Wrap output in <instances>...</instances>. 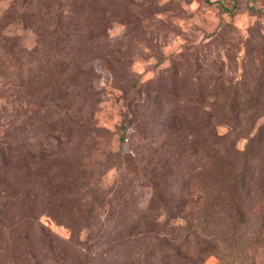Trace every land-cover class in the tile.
Masks as SVG:
<instances>
[{"label":"rangeland","instance_id":"rangeland-1","mask_svg":"<svg viewBox=\"0 0 264 264\" xmlns=\"http://www.w3.org/2000/svg\"><path fill=\"white\" fill-rule=\"evenodd\" d=\"M235 1L234 11L226 9L234 0L114 1L106 11L111 24L106 32L69 37L119 47L128 62L121 78L100 57L90 60L94 68L76 67L72 74L94 75L95 90L85 97L84 92L33 91L28 79L20 84L0 76V137L10 129L13 145L36 155V161H69L81 178L85 175L83 185L65 197H80L73 211H53L39 180L24 190L0 186V264H264V0ZM21 2L28 13L37 12L30 0H0V18ZM225 21L236 27L229 32L232 38L210 40ZM9 29L28 46L36 41L31 29ZM188 45L194 66L187 65L188 73L200 63L203 72H213L215 62L226 85L245 80L263 96L260 107L243 114L230 133L224 134L232 127L228 122L217 124L215 138L201 130L199 151L191 156L199 162L195 173L187 171L183 158L177 164L172 157L156 189L148 172L156 158L149 159L146 144L150 138L161 142L164 133L141 131L134 117L147 111L140 105L131 112L126 101ZM224 100L209 97L204 107ZM190 115L181 132L193 142L189 128L202 119ZM74 124L79 129L70 131ZM156 125L152 121L148 127ZM173 245L185 257L165 254Z\"/></svg>","mask_w":264,"mask_h":264},{"label":"trees","instance_id":"trees-1","mask_svg":"<svg viewBox=\"0 0 264 264\" xmlns=\"http://www.w3.org/2000/svg\"><path fill=\"white\" fill-rule=\"evenodd\" d=\"M114 1L117 0H67V2H60L59 5L56 2L51 4L50 0H30L32 4L39 6L37 12L32 10L30 13H28L29 8L23 6L22 2L18 7L13 6L12 12L0 18V76L6 79L11 77V80L20 84H24V81L28 79L33 91L52 90L61 91V93L75 91L76 94L84 92L83 97L91 92L93 94L94 75L89 77L81 73L72 74V72L76 67L83 70L94 68L90 63L92 58L100 57L104 67L111 70L114 76L124 77L123 73L128 62L125 61V56L122 55L119 47L113 48L104 43L82 44L69 39L74 35L87 33L93 36L106 32L111 25L106 11L113 7ZM235 4L234 0L232 8L226 9L234 11ZM119 11L115 9L112 12L116 19L119 18ZM136 17V20L140 19V16ZM10 26L22 30H33L36 34L35 43L32 46L26 45L21 34L11 32ZM235 30L234 24L225 21L218 25L208 37L212 41L226 43L228 38H232L229 32ZM133 36L137 35L134 33ZM249 40L245 37V43H249ZM189 47V45L185 46L174 56L170 66L159 70V73L152 78L139 85V80L136 79L135 86L138 85V89L133 91L126 101L131 112L135 113V109L137 107L140 109V105L146 109V114L140 112L142 116L139 117L138 111L134 117V119L138 118L137 123L141 131L153 133L156 130L164 133L161 142L150 138L149 143L146 144L149 159L156 158L151 170L148 171L156 189L161 186L163 170L172 157L178 159L177 164L181 163L183 158V165L187 167V171L195 173L199 162L191 156L199 151L200 144L197 138L202 137L201 130L206 128L209 131L207 137L215 138L220 135L216 128L217 124L228 122L232 127L224 134L230 133L233 127L240 123L243 114L260 107L263 96L261 90H249L245 80L240 82L241 84L229 80L230 85H226L222 72L216 73L214 70L217 67L215 62L211 64L213 72L211 69L206 73L203 72L202 63H200L195 67L193 74L188 73L187 65L194 67L189 61ZM84 52L85 54L80 57ZM239 85L243 88L239 89ZM142 94H144L143 97ZM209 97L225 100L216 105L211 102L212 107L205 108L204 104ZM190 114L202 119L196 129L189 128V133L194 136L193 142L181 132L182 129L184 131L189 127ZM2 119L4 120L0 113V126L3 127ZM152 121H155L157 125L149 128ZM78 127L74 124L68 128L74 131L78 130ZM87 130L92 134L89 129ZM6 131L5 139L4 136L0 137V186L23 189L27 183L39 180L40 188L51 203L53 211L57 213L60 207L61 209L67 207L73 211L74 207L79 205L76 204L79 196L70 194L68 200L65 197L77 186L83 185L82 179H85V175L81 178L77 166L69 161L59 162L57 159L50 161L45 159L42 163L39 160L36 161V155L31 157L22 147L14 146L8 136L11 130ZM179 132L181 136L177 135ZM144 135L147 136V134ZM92 138L96 143V137L93 135ZM122 139H125V136H122ZM58 156L60 155L54 158ZM136 157L133 160H136ZM179 169V167L173 168L174 172ZM186 189L188 192L189 186ZM19 191L17 190L16 193L18 194ZM197 220H199L197 217L192 219L193 222ZM20 223L18 220V224ZM159 244L161 246L167 243L159 242ZM165 254L173 255L177 259L185 257L175 245Z\"/></svg>","mask_w":264,"mask_h":264}]
</instances>
